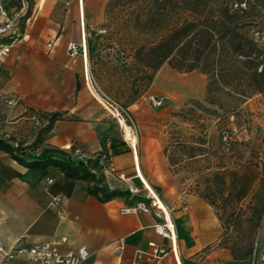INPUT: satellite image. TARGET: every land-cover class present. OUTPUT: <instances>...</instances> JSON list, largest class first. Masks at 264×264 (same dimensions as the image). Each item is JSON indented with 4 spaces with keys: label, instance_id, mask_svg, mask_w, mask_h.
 I'll return each mask as SVG.
<instances>
[{
    "label": "crops",
    "instance_id": "obj_1",
    "mask_svg": "<svg viewBox=\"0 0 264 264\" xmlns=\"http://www.w3.org/2000/svg\"><path fill=\"white\" fill-rule=\"evenodd\" d=\"M63 0H32V9L26 16V0L18 9L13 0H2L8 8L19 12L22 38L11 45L10 53L0 62V123L11 141L23 147L30 145L46 124V116L61 113L63 117L43 135V147L65 151L73 159L86 161L102 150L110 155V165L123 172L140 186L149 167L143 161L158 158L160 145L136 140V154L123 143L121 126L92 96L86 75L90 70L88 51L81 47L85 30L79 22L67 21L58 15V3ZM76 44L79 53L70 57L68 43ZM87 44V43H86ZM168 71L162 68L154 77L151 88L167 89ZM166 81L156 86L157 78ZM156 95H148L155 97ZM18 99L8 105L7 99ZM157 97V96H156ZM163 98V97H162ZM150 102V101H149ZM149 106L153 107L151 103ZM137 112L149 111L142 101ZM155 108V107H153ZM31 112L42 118L40 126L29 119ZM126 137L134 145L128 127ZM134 132V131H133ZM134 134V133H133ZM105 145V147H104ZM111 145L115 148L112 150ZM117 154H114V152ZM27 159L26 155L22 156ZM53 183L47 184L46 179ZM88 183L66 178L58 170L27 168L0 150V241L5 247L33 246L43 242L58 245L61 253L85 248L89 257L82 264H131L137 251H149L150 243L161 245L167 254L159 264H237L229 250L218 245L219 223L210 205L197 194L184 196L166 185L159 194L170 210L176 225V244H171L154 232L151 214L127 212L128 202L114 198L100 203L87 192ZM55 196L65 202L66 216L59 217L49 203ZM188 207L183 209L179 199ZM124 241L121 258L114 255L118 241Z\"/></svg>",
    "mask_w": 264,
    "mask_h": 264
},
{
    "label": "rangeland",
    "instance_id": "obj_2",
    "mask_svg": "<svg viewBox=\"0 0 264 264\" xmlns=\"http://www.w3.org/2000/svg\"><path fill=\"white\" fill-rule=\"evenodd\" d=\"M107 1L63 0L58 3V15L79 22L85 30L95 87L126 107L137 85V64L128 35L105 16ZM248 1L243 17L250 19L249 34L257 48L264 50V34L258 30L264 27V0ZM32 4V0H26V9L31 10ZM11 5L18 9L22 3L13 0ZM162 68L168 71L167 89L151 88L150 92L151 83L129 105L142 101L149 111L126 109L130 115L128 125L139 145L146 140L151 146L160 145L158 158L149 162L142 160L139 148L141 166L149 167L146 179L160 193L168 185L182 196L194 193L202 197L218 220V245L228 250L226 247L236 242L239 251L252 242V256L237 264H264V211L253 233L257 210L264 205V92L243 100L234 92L238 84L245 82L238 76L219 75L229 80V86L219 90L213 85L207 91L210 75L198 70L178 73L164 64L154 77ZM165 83L158 77L155 85L164 87ZM150 94L162 99L159 107L149 106ZM106 160L104 169L111 162L108 156ZM105 179L111 185L118 184L110 174ZM133 184L139 187L135 181Z\"/></svg>",
    "mask_w": 264,
    "mask_h": 264
},
{
    "label": "trees",
    "instance_id": "obj_3",
    "mask_svg": "<svg viewBox=\"0 0 264 264\" xmlns=\"http://www.w3.org/2000/svg\"><path fill=\"white\" fill-rule=\"evenodd\" d=\"M242 3L244 8H232L234 4ZM248 3V0H108L105 16L128 35L137 64L134 79L137 85L135 83V91L128 98L126 107L149 88L155 73L164 64L178 73L198 70L210 75L212 79L207 91L213 85L219 90L229 86V80L218 78L220 75L244 79L245 82L234 89L243 100L253 93L264 92V50L257 48L256 40L247 29L252 24L250 19H245L247 15L243 17ZM28 14L29 10L26 16ZM258 30L264 34V27ZM147 35L151 38L143 39ZM87 51L89 56V44ZM62 117L61 113L48 114L46 126L30 145L23 147L18 142H10L11 139L0 140V150L27 168H53L68 179L87 182L88 194L100 203L114 198L127 201L129 194L126 191L117 186L111 188L106 183L103 164L107 156L110 159L108 153L102 150L97 156L82 161L60 149L40 147L43 135ZM110 148L114 150L115 146ZM262 211L264 205L257 210L253 233L259 228ZM252 246L251 242L238 251L237 243L232 242L226 248L234 260L241 261L252 256Z\"/></svg>",
    "mask_w": 264,
    "mask_h": 264
},
{
    "label": "built area",
    "instance_id": "obj_4",
    "mask_svg": "<svg viewBox=\"0 0 264 264\" xmlns=\"http://www.w3.org/2000/svg\"><path fill=\"white\" fill-rule=\"evenodd\" d=\"M244 8L242 5L234 4L232 8ZM19 12L13 8H8L0 0V62L10 53L11 45L19 41L23 36V31L20 26ZM81 50L83 54H86L87 44L86 41H82ZM67 52L70 57H76L79 50L76 44L70 42L67 45ZM88 88L92 93V96L98 101V103L105 108L111 115V117L122 128V141L128 147L129 151L136 154V141L132 145L127 139L125 127H128L131 134H133V128L128 125L130 115L128 111L124 110L113 100L109 99L93 84V75L89 70L86 75ZM153 107H159L162 104V99L158 97H150L149 99ZM18 99L11 97L7 99L8 105H16ZM29 119L36 126L42 124V118L36 112H31L28 116ZM0 123V140L7 141L6 136L1 134ZM135 138V137H134ZM136 140V138H135ZM13 147L16 144H12ZM103 174L106 178V174L115 176L118 184L111 185L106 179V183L112 187H119L126 191L129 196L127 198L128 206L124 211H141L143 213L151 214L154 219L153 229L154 232L166 239L171 244V250L174 251L176 244V225L170 210L164 205L161 200V196L156 188L140 180V186L137 187L133 184L132 179L127 176L123 171L116 169L109 163V168L103 170ZM47 184H52L53 179L47 178ZM179 205L181 208L186 209L188 207L187 202L184 199H179ZM49 206L55 211L59 217L66 216L65 202L60 196H55L51 199ZM124 241H118L114 255L117 258H121L124 252ZM149 251H137L134 254L131 264H159L160 260L167 254V250L161 245L155 243L149 244ZM89 257V252L85 248H79L76 252L61 253L58 245L52 242H43L33 246H21V247H5L0 241V264H82Z\"/></svg>",
    "mask_w": 264,
    "mask_h": 264
},
{
    "label": "bare ground",
    "instance_id": "obj_5",
    "mask_svg": "<svg viewBox=\"0 0 264 264\" xmlns=\"http://www.w3.org/2000/svg\"><path fill=\"white\" fill-rule=\"evenodd\" d=\"M144 180V179H143ZM144 182L146 183V181L144 180ZM147 184V183H146Z\"/></svg>",
    "mask_w": 264,
    "mask_h": 264
}]
</instances>
